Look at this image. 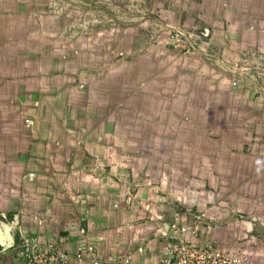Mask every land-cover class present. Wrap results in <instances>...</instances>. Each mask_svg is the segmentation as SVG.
I'll return each mask as SVG.
<instances>
[{
  "label": "crops",
  "instance_id": "crops-1",
  "mask_svg": "<svg viewBox=\"0 0 264 264\" xmlns=\"http://www.w3.org/2000/svg\"><path fill=\"white\" fill-rule=\"evenodd\" d=\"M140 6L83 38L58 0H0V264L25 237L161 264L200 213L202 246L264 264V0Z\"/></svg>",
  "mask_w": 264,
  "mask_h": 264
},
{
  "label": "built area",
  "instance_id": "built-area-1",
  "mask_svg": "<svg viewBox=\"0 0 264 264\" xmlns=\"http://www.w3.org/2000/svg\"><path fill=\"white\" fill-rule=\"evenodd\" d=\"M176 45L187 48V52L193 48L190 36L176 30L172 35ZM177 215L176 219L169 224L166 235V243L160 256L161 264H253L252 260L246 254H229L215 247L202 246L198 241V235L202 229L201 224L206 215L200 213L199 216L190 225L183 223ZM87 247L80 243L78 253L79 259H84ZM143 252L142 248L138 249ZM19 258L29 264H67L72 255L59 248L50 247L43 249V244L38 238L25 237L18 250ZM90 264H134L133 255L130 253L110 254L101 257L98 253L91 254Z\"/></svg>",
  "mask_w": 264,
  "mask_h": 264
},
{
  "label": "rangeland",
  "instance_id": "rangeland-1",
  "mask_svg": "<svg viewBox=\"0 0 264 264\" xmlns=\"http://www.w3.org/2000/svg\"><path fill=\"white\" fill-rule=\"evenodd\" d=\"M58 2H61L64 7V17L68 16L70 21L74 23V27L71 28V31L74 32L72 33L73 36L85 38L91 35L93 31L98 33L100 29L96 28V25L107 18L119 20L121 12L125 15V11H122L125 8H121L120 11L121 4L129 8L130 11L126 13L129 19L139 17L142 15L140 5L144 3V0H124V3H121V0H58ZM150 15L151 13L146 11L143 17L151 20ZM157 18L161 20V18ZM115 30L118 29L115 28ZM29 178L33 179L34 175L30 174Z\"/></svg>",
  "mask_w": 264,
  "mask_h": 264
},
{
  "label": "water",
  "instance_id": "water-1",
  "mask_svg": "<svg viewBox=\"0 0 264 264\" xmlns=\"http://www.w3.org/2000/svg\"><path fill=\"white\" fill-rule=\"evenodd\" d=\"M13 226L1 223L0 224V246L5 250L14 246V238L12 235ZM167 231L164 233L166 235Z\"/></svg>",
  "mask_w": 264,
  "mask_h": 264
}]
</instances>
